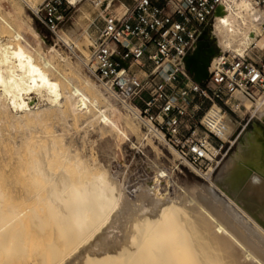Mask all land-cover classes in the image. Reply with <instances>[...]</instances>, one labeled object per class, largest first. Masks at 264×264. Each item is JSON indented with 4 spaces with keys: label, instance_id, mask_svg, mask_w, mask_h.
Wrapping results in <instances>:
<instances>
[{
    "label": "bare ground",
    "instance_id": "1",
    "mask_svg": "<svg viewBox=\"0 0 264 264\" xmlns=\"http://www.w3.org/2000/svg\"><path fill=\"white\" fill-rule=\"evenodd\" d=\"M221 6L223 11L215 15L213 24L220 48L215 59L230 52L245 56L259 36L264 37V9L251 0H223ZM77 26L59 39L80 47L77 37L82 27ZM31 27L33 35L43 43L46 37L41 38V33ZM52 52L70 66L69 58L63 57L54 45L51 49L41 46L36 52L25 46L9 14L0 12V137L1 124L8 115L25 125L30 120L43 123L50 114L62 118L91 114L90 118L104 125L110 121L111 111L117 105L114 99L106 97L88 79L82 80V88L76 86L80 76L66 75L55 65L49 54ZM246 104L251 106L250 102ZM252 108L257 117L253 127L241 133L236 152L217 178L195 170L208 180L202 190L197 189L198 184L194 186L197 188H190V184L177 187L174 182L173 192H169L171 173L156 165L151 181L138 184L135 193L129 194L118 171L112 173L109 151H103L104 159L83 155L59 130L48 133L39 129L40 136L14 145L16 153H25L22 158L26 157L27 173L22 172L32 189L31 195L27 194L32 206L21 212L9 209L12 216L6 218L10 206L7 207L8 196L0 186V248L5 246L7 250L10 240H5L9 236L15 240L13 225L23 221L25 215V219L29 218L28 214L37 227L58 233V243L56 239V245L49 246L57 252L54 264H264V99ZM227 119L230 132H239L238 123L231 117ZM88 124L94 127L93 121ZM89 132L85 131L86 142ZM143 138L150 137L144 134ZM102 147L104 150L105 146ZM163 178L167 181L165 186L161 184ZM12 247L15 250L14 244ZM49 256L44 254L42 259ZM9 260L4 264H10Z\"/></svg>",
    "mask_w": 264,
    "mask_h": 264
},
{
    "label": "built area",
    "instance_id": "2",
    "mask_svg": "<svg viewBox=\"0 0 264 264\" xmlns=\"http://www.w3.org/2000/svg\"><path fill=\"white\" fill-rule=\"evenodd\" d=\"M83 1L44 0L33 15L59 37L71 9ZM222 2L134 0L112 10L111 3L94 0L104 8L103 25L97 37L87 34L88 56L75 51L89 76L136 119L147 137L174 149L192 169L211 175L254 118L251 106L264 99V65L248 55L214 57L203 83L186 68L185 58L196 50ZM205 102L211 105L200 115ZM241 114L239 132L231 133L227 117L237 120Z\"/></svg>",
    "mask_w": 264,
    "mask_h": 264
},
{
    "label": "rangeland",
    "instance_id": "3",
    "mask_svg": "<svg viewBox=\"0 0 264 264\" xmlns=\"http://www.w3.org/2000/svg\"><path fill=\"white\" fill-rule=\"evenodd\" d=\"M43 1L44 0H0V12L2 14H9L13 25L15 26L17 31L22 34L23 44L27 46L29 49L36 52L41 46H46L51 49V45H54L63 57L69 58L70 66H67L64 63V61L61 60V57H59V55L53 56L51 55L53 54V52L49 53L51 57L53 58L55 65L61 68L66 75L73 76L75 74L76 77L80 76L78 77V80L75 83L76 86L82 88L83 87L82 80L88 79L94 84H97L100 90H103V88L86 72L83 66V63L78 58L77 54L83 55V53L85 54V51L88 52V54L90 53V51H87L89 50L88 45L90 44L87 34H90L93 37H97L99 35V28L103 25V21L100 15L104 8H102L101 6H96V4L93 3L94 0H84L83 2H81L80 4L76 5L74 8L71 9L69 13V18L67 19L63 27V30L64 28L66 30L64 31L62 30L60 35L64 36V32L68 31V29L70 30L76 27L77 25H79V27L77 26L78 29L80 27L82 28L79 29V34L77 37L78 38L77 41L80 47H77V45L76 44L74 45L72 42L70 44L71 47H69L64 42H62L59 39V37L53 35L46 27L41 25V23H39L37 19L34 17L33 9H36ZM97 1H103V3L105 4L112 3L111 9L117 10L121 2L132 3L134 0H97ZM260 8L264 9V4L260 5ZM213 24L214 22H211L209 25H207L206 29L209 30L212 36L213 42L219 46L218 39L213 32ZM31 26L36 28L39 31V33H41V38L46 37L44 38L43 43H41V41L38 40L33 35ZM81 41L83 43L85 42V44H82ZM85 45L87 46L85 47ZM75 51L77 54L75 53ZM230 53L234 55H238L233 52H230ZM246 55H248L253 61L258 63L260 66L264 65V37L262 36V34L257 39V44H254L250 50H247L245 52V56ZM57 76H59V74H57ZM105 96L108 97L109 95H105ZM210 105L211 104L209 102H205L202 106V110L200 111V115H202L204 111L210 107ZM247 106L250 107V105L248 104ZM90 115L91 114H88L81 118H74L73 116H69L68 118H62V117L56 116L55 114H50L47 118H45L43 123L37 122L36 120H33V122H31L30 120V122L28 121V123H26L27 126L25 125V123L20 124L19 119L14 118L13 115H8L4 117L3 122L1 124L3 136L0 137V186L2 187V189L5 191L6 195L8 196L7 197V207L10 206L7 209L8 214L6 213V216H7L6 218L9 219L12 216V213L11 214L9 213L10 212L9 209L11 210L13 209L16 212H18L19 210V212H21L24 210L27 211V208H29L30 205L32 206V203H30L29 200L27 201V199L29 198L27 194H29L30 196L31 195L30 193H32L31 191L32 189H31L30 183L28 182V179L25 178L27 176L26 175L27 172L25 170L26 169V165H25L26 157L25 159H23L24 158L23 156H25V153L24 152L21 153V154L24 153V155L16 153L14 149V145L16 142L23 145L28 139L31 140L30 139L31 137L32 138L35 137L38 134L37 131L40 132L42 128L43 129L41 132L46 131L48 133L49 132L55 133V131L59 130V133L61 132L64 133L66 136V140L68 141L70 140L71 142L70 141L69 142L71 144L74 142L72 145L77 146L75 148L83 155L104 159L105 155L103 154H105L106 151H109L107 153H109L114 158L113 159L110 156L112 173H116L118 171L117 173L120 176L119 179H121L122 177L121 182L122 183L126 182L125 186L129 194L133 195L135 193L138 184L145 183L146 181H151V179L155 175L154 168L156 167V165L159 166L160 168L164 167L165 170L168 169L167 170L168 173L169 174L171 173L170 179H171L172 184H171V187L168 188V191L170 190L169 192H173L172 185L174 182L177 187H183L185 185L189 187V184H190V188H191V187L197 186L198 184V186L200 185V187L198 186H197L198 188L194 187L197 189L204 188L206 185L209 184L208 180L206 179V176H203V174L200 175L199 173L197 174L196 171L191 168V166H189L186 162L181 160L174 153L172 148L162 145L158 143L157 141H155L154 139L149 138L150 140L149 141L147 138H143L144 137L143 129H141L139 123L136 121V119L131 114H129L124 109H122L118 104L115 106V109L111 111L110 121L107 123V125H104L103 123H99L97 120L90 118ZM240 117H244L243 114H241L240 116L239 115L236 116V118H238L237 120L239 121L233 119L236 123H238L237 124L238 128H240L239 122L241 123ZM0 118H3L2 114H0ZM255 118L257 117L254 116V118L251 120V122L246 127L245 132H248L252 129ZM248 119H249V116L246 117L245 121L242 122V124L245 125ZM90 121L94 122V127L89 126L88 123ZM38 123H40V126ZM44 124H45V127H44ZM87 129L90 130L89 141H87L88 143L84 140L85 131ZM31 133L34 134V136L31 135ZM39 134L42 135V133H39ZM37 136H40V135H37ZM107 139L108 141L110 140L109 143L104 142ZM238 144H239V141L230 151L228 157L221 163L219 168L214 172L213 174L215 176V177L213 176L214 180L217 178L223 166H225V164L228 163L230 159H232L231 157H233L234 153L236 152L237 150L236 148L238 147ZM100 146L101 147L105 146L106 150L105 148L103 150V147L101 148ZM103 151L105 152L103 153ZM23 160H24V164H23ZM149 160H151V162ZM154 160L158 164L156 163L153 164V162H155ZM151 167H153V169ZM23 170L26 173L22 172ZM162 180L163 181L161 184L165 186L167 184V181L164 178ZM192 184L193 186H191ZM25 216L24 218H22L23 221L21 222L18 221V224L16 223L13 225L14 227H12L14 228L13 230L14 236L13 235L12 236L15 238V240L17 239L16 242L9 236L8 239L5 241L8 242L10 240L11 243L8 242V245L9 244L11 245L9 246L6 245L7 250L4 248L5 246L0 248V264L7 263L10 257H11V259L9 260L10 264L12 263L13 264L14 263L15 264H22V263L30 264L32 263V261H36V262L39 261L40 258L41 260L39 262L41 264L43 263L48 264L47 263L48 261L46 260L50 261L51 259H52L50 261L51 264H54L55 262L52 263V261L57 257V255L54 256L55 255L54 252H56V250L55 251L51 250L49 246L56 245L55 244L56 239H57L56 243H58V239H59L57 235L58 233H56L55 231H52L48 227L47 228H39V226L37 227L34 221L32 220V218L28 214H27V217L29 218L25 219L26 218ZM28 220L31 222H29ZM29 224L31 226H29ZM45 229H47V231L48 229L51 231L46 232ZM16 230L17 231L19 230L20 232L18 231L19 232L18 233L16 232ZM31 231L34 234L30 236ZM53 234H54V237L52 238ZM34 238L36 239L34 240ZM40 238H42V242L40 241L41 240ZM12 240L15 243H13ZM21 240H24L26 243L23 241L21 242ZM44 241L45 242L50 241V242L45 243ZM7 242H5V244H7ZM30 242L31 244H29ZM34 242H37V243H34ZM16 243L18 246L17 245L15 246ZM23 243H25V245ZM13 244H14V247H16L15 250L12 247ZM29 246L31 247L30 250L32 251L29 250ZM3 249H5L6 251ZM8 249L10 250V252ZM42 250H44L45 252ZM51 251L53 252V254ZM39 252H41L39 255L40 257L37 255V253L39 254ZM4 253H7V254H4ZM20 253L23 254V257L21 256L22 254ZM50 253H51V257L49 256ZM8 254L9 256L10 255L11 256L9 257ZM17 254H20V255L17 256ZM44 254H45V257L49 256L51 259L50 258L45 259L44 261V259H42L44 257ZM12 255L15 257H13ZM21 257L24 259V261L23 259L21 260ZM27 258L30 259V261L28 260L30 263H28ZM37 258H39V260ZM57 260H58V257H57Z\"/></svg>",
    "mask_w": 264,
    "mask_h": 264
},
{
    "label": "water",
    "instance_id": "4",
    "mask_svg": "<svg viewBox=\"0 0 264 264\" xmlns=\"http://www.w3.org/2000/svg\"><path fill=\"white\" fill-rule=\"evenodd\" d=\"M223 7L219 5L215 15L221 14ZM220 53V48L213 42L208 29L200 36L197 48L193 54L185 58L186 68L197 83H203L209 78V67L212 59Z\"/></svg>",
    "mask_w": 264,
    "mask_h": 264
},
{
    "label": "clouds",
    "instance_id": "5",
    "mask_svg": "<svg viewBox=\"0 0 264 264\" xmlns=\"http://www.w3.org/2000/svg\"><path fill=\"white\" fill-rule=\"evenodd\" d=\"M253 180H258V177H253Z\"/></svg>",
    "mask_w": 264,
    "mask_h": 264
},
{
    "label": "snow or ice",
    "instance_id": "6",
    "mask_svg": "<svg viewBox=\"0 0 264 264\" xmlns=\"http://www.w3.org/2000/svg\"><path fill=\"white\" fill-rule=\"evenodd\" d=\"M71 2H72V3H74V2H75V0H71Z\"/></svg>",
    "mask_w": 264,
    "mask_h": 264
},
{
    "label": "crops",
    "instance_id": "7",
    "mask_svg": "<svg viewBox=\"0 0 264 264\" xmlns=\"http://www.w3.org/2000/svg\"><path fill=\"white\" fill-rule=\"evenodd\" d=\"M262 124H263V126H264V120L262 121Z\"/></svg>",
    "mask_w": 264,
    "mask_h": 264
}]
</instances>
